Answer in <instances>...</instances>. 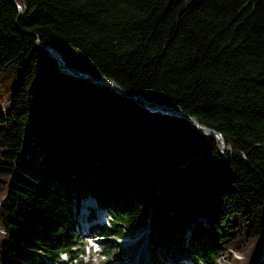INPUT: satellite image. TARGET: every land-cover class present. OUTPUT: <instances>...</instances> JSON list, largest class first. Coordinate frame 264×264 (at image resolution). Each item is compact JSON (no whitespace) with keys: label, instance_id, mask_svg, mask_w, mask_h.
Here are the masks:
<instances>
[{"label":"trees","instance_id":"1","mask_svg":"<svg viewBox=\"0 0 264 264\" xmlns=\"http://www.w3.org/2000/svg\"><path fill=\"white\" fill-rule=\"evenodd\" d=\"M16 2L0 0V73L25 59L0 81V264L76 261L88 195L104 239L149 229L153 264H264V0ZM41 43L151 103L62 72Z\"/></svg>","mask_w":264,"mask_h":264},{"label":"rangeland","instance_id":"2","mask_svg":"<svg viewBox=\"0 0 264 264\" xmlns=\"http://www.w3.org/2000/svg\"><path fill=\"white\" fill-rule=\"evenodd\" d=\"M24 65H25V59L21 62L20 65L14 67L10 71L0 73V81L3 80L5 82L4 87L8 89L9 92L19 82L22 74V68L24 67ZM8 107L9 104L8 103L5 104L4 108L6 109ZM153 109L158 111L161 110V109H157V107H154ZM88 196L82 198L83 199L82 205H84L86 202H90L92 203V205L94 204V202H92L93 200L88 198ZM82 208H83L82 212L80 211L78 215H76V213L74 212L75 214L74 222H77L78 224V227H75V231L81 238L80 240L81 241L80 243H82L81 249H83L82 255H80L81 250H79L77 251L78 258L76 261H70L68 256L63 255L59 261L51 264H153L151 260V248L147 239L148 238L147 229H144L142 227L141 229L137 230L134 237L128 235L124 240L120 239L118 241L107 240L99 236L95 237L93 236L92 232H91L92 234H90L89 232L87 235H83L80 224L82 220H84L82 219V216L84 214L89 213V211L86 208L84 209V206H82ZM98 210L100 211V207L94 204L92 209H90V212H94V214L95 213L98 214L97 213ZM99 213L102 216L101 224L107 225L108 215L104 212V210H102V212ZM100 217L99 218L96 217V219L97 218L100 219ZM193 227H195V223L191 224V228ZM189 230L191 231V229ZM98 231L99 230L95 229L93 232L97 233ZM186 237L187 238L191 237V234L188 233ZM111 244L119 245L120 247L119 256H115L111 254L109 257H107L103 255V249L106 250L108 246ZM228 252L230 253V257H228L229 255L227 256L225 254H222V257L218 260L217 264H237L236 259H240L241 254L233 249H230ZM192 257H194L193 253L188 254V256L184 258L179 257L177 260H175V258L173 259L172 257L171 258L169 257L163 260L162 264H194Z\"/></svg>","mask_w":264,"mask_h":264},{"label":"water","instance_id":"3","mask_svg":"<svg viewBox=\"0 0 264 264\" xmlns=\"http://www.w3.org/2000/svg\"><path fill=\"white\" fill-rule=\"evenodd\" d=\"M12 2H15L18 6V9L19 11L21 12L22 11V8L21 6L16 2V0H10ZM42 47L44 49H46L49 53V55L54 58L56 61H57V64L58 66L60 67V70L62 72H65V73H69L70 75H73V76H76V77H81L85 80H87L88 82H90L91 84H95L97 85L98 87L100 88H112V87H115L116 86V83L112 80H106V79H98L88 73H85V72H82V71H79L73 67H68L65 62L63 61V58L61 56L57 57L55 56L54 52H57L53 47H51L50 45H48L47 43H41ZM58 53V52H57ZM59 54V53H58ZM116 93L120 94L121 96L123 97H126V98H130V99H133V100H140L142 101L145 105H148L150 104L151 102L149 100H147L146 98H143L139 95H128L127 93H125L120 87L116 86V90H115ZM157 109H161V108H166V109H169L170 107L167 106V105H157L156 106ZM167 113H170V114H180L182 113L181 111L179 110H176V109H172V112H169V111H166ZM187 117L188 119L194 124L197 126L198 129H203L205 130L206 132L204 133H207V134H212L214 135L217 139L220 140L221 142V152L223 153L226 149V144H225V140H224V137L223 135L220 133V132H217L215 131L214 129L212 128H209L207 126H204L202 124H200L196 119H194L191 115L187 114ZM243 160H246L245 158H242Z\"/></svg>","mask_w":264,"mask_h":264},{"label":"bare ground","instance_id":"4","mask_svg":"<svg viewBox=\"0 0 264 264\" xmlns=\"http://www.w3.org/2000/svg\"><path fill=\"white\" fill-rule=\"evenodd\" d=\"M54 54H55V56H57V57H59L60 55L57 53V52H54ZM202 132H206L205 130H203V129H200ZM85 206H89V203L88 202H86L85 204H84ZM86 213V212H85Z\"/></svg>","mask_w":264,"mask_h":264}]
</instances>
